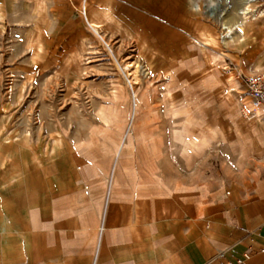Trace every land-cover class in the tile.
<instances>
[{"label": "rangeland", "instance_id": "1", "mask_svg": "<svg viewBox=\"0 0 264 264\" xmlns=\"http://www.w3.org/2000/svg\"><path fill=\"white\" fill-rule=\"evenodd\" d=\"M79 1L69 22L54 20L59 33L27 36L58 46L46 61L38 52L42 72L28 67L23 32L10 23L0 32V262L11 247L13 201L29 180V153L50 151L56 140L98 157L110 149L109 167L119 152L121 197L218 187L211 133L195 130L186 104L215 90L237 95L239 109L245 88L235 80L236 55L257 59L264 48V0L248 6L245 20L246 0ZM240 20L241 33L225 38L224 28Z\"/></svg>", "mask_w": 264, "mask_h": 264}, {"label": "crops", "instance_id": "2", "mask_svg": "<svg viewBox=\"0 0 264 264\" xmlns=\"http://www.w3.org/2000/svg\"><path fill=\"white\" fill-rule=\"evenodd\" d=\"M79 2L0 0V32L8 23L23 32L28 67L42 72L41 62L53 58L58 46L47 48L46 40L36 44L27 36L59 33L54 20L69 22ZM224 30L225 38L240 33ZM256 49L257 59L236 55L238 84L264 67V48ZM204 94V101L186 105L195 110V130L211 133L208 146L221 164L218 187L121 197L114 187L119 152L109 167L110 149L98 157L90 148L81 154L56 140L50 151L29 153V180L13 201L11 247L0 264H234L244 254V264H264V106L257 117L245 118L237 95Z\"/></svg>", "mask_w": 264, "mask_h": 264}, {"label": "built area", "instance_id": "3", "mask_svg": "<svg viewBox=\"0 0 264 264\" xmlns=\"http://www.w3.org/2000/svg\"><path fill=\"white\" fill-rule=\"evenodd\" d=\"M245 93L239 101L240 114L247 117H257L259 109L264 106V67L242 78ZM236 260L234 264H244L243 259Z\"/></svg>", "mask_w": 264, "mask_h": 264}, {"label": "bare ground", "instance_id": "4", "mask_svg": "<svg viewBox=\"0 0 264 264\" xmlns=\"http://www.w3.org/2000/svg\"><path fill=\"white\" fill-rule=\"evenodd\" d=\"M253 2H255V0H246V1H245V8H243L242 11H241V13H240L241 18H242L243 20H245V19L247 18L248 14L250 13V11L248 10V6H249L250 4H252ZM246 5H247V7H246ZM244 23H245L244 21L240 20L239 22L236 23L234 29H235V30L238 29L237 31L241 33V30H242V28H243ZM228 29H229V27H228ZM229 32H231V30H229L228 33H229Z\"/></svg>", "mask_w": 264, "mask_h": 264}]
</instances>
